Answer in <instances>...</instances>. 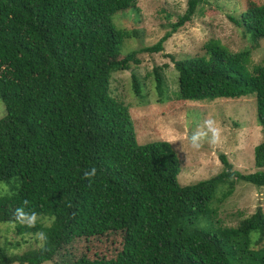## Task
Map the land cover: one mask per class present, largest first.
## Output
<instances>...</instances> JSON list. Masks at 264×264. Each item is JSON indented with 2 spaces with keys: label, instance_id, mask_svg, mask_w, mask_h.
<instances>
[{
  "label": "trees",
  "instance_id": "trees-1",
  "mask_svg": "<svg viewBox=\"0 0 264 264\" xmlns=\"http://www.w3.org/2000/svg\"><path fill=\"white\" fill-rule=\"evenodd\" d=\"M201 2L188 0L155 44L124 52L138 32L113 17L139 11L138 0H0V99L7 110L0 119V222L15 223L27 199L51 224L15 223L20 235L45 231L47 242L22 254L2 248L0 264H264L262 206L236 226L207 228L218 211L213 205L239 180L264 186V65L250 69L252 47L232 52L215 40L207 54L173 61L182 100L255 95L263 132L256 172L235 169L221 154L220 173L182 185L173 145L140 143L129 107L109 94L112 73L141 63L143 51L163 50ZM233 20L255 44L264 39V2L252 0ZM154 74L164 95L159 68ZM133 89L144 96L136 73ZM93 167L90 183L83 172ZM116 238L120 245L103 251Z\"/></svg>",
  "mask_w": 264,
  "mask_h": 264
},
{
  "label": "rangeland",
  "instance_id": "rangeland-1",
  "mask_svg": "<svg viewBox=\"0 0 264 264\" xmlns=\"http://www.w3.org/2000/svg\"><path fill=\"white\" fill-rule=\"evenodd\" d=\"M251 1L202 0L192 20L179 27L178 31L168 38L163 50L139 53L141 63L133 64L129 70L115 71L110 77L109 94L129 107L140 143L183 138L182 141L172 143L179 159L178 181L182 185L220 173L223 169L221 154H227L237 170L258 171L254 152L255 146L263 141V132L257 121L255 95L198 101L182 100L177 96L179 73L173 61V57L180 59L205 55L207 44L218 40L232 52L252 47L250 69H254L256 65H264V39L255 44L233 20V17H239L240 13L246 10ZM137 4L139 11L128 9L116 13L113 17L114 23L119 27L138 32L137 35L126 39L124 52L158 42L170 30L169 24L176 22L178 16L185 13L188 0H138ZM156 67L163 76L164 95L160 94L156 86ZM133 73H136L143 83V97L137 95L133 89ZM6 114V105L0 99V119ZM206 118L215 119L222 127V141L218 145L205 142L200 150H193L187 137L196 131ZM223 188L221 185L218 196ZM259 206L264 209V186L239 180L231 196L220 204L213 205L214 211L215 207H218V211L213 223H208L210 226L207 228L218 226L220 221L224 226H236L242 219L252 215ZM44 220L50 223V220ZM120 242L118 238L111 240L103 251H112ZM40 247L35 234H17L15 223L0 222V249L4 248L8 254H22ZM43 264L52 263L47 261Z\"/></svg>",
  "mask_w": 264,
  "mask_h": 264
},
{
  "label": "clouds",
  "instance_id": "clouds-1",
  "mask_svg": "<svg viewBox=\"0 0 264 264\" xmlns=\"http://www.w3.org/2000/svg\"><path fill=\"white\" fill-rule=\"evenodd\" d=\"M222 137L223 129L218 122L213 118H206L203 123L198 126L196 131L190 133L187 140L190 148L198 151L204 146L205 142L209 145L220 144ZM182 139L183 138H173L167 142L172 144L178 140L182 141ZM96 175L97 169L95 167L83 172V177L89 180L90 183L95 179ZM14 221L16 224L27 229H36L38 225H42L45 228L51 226L47 220H44L38 212L30 207V201L27 199L23 200L21 206L16 208ZM35 237L40 242V246L44 247L48 239L47 233L43 230H38L35 233Z\"/></svg>",
  "mask_w": 264,
  "mask_h": 264
}]
</instances>
